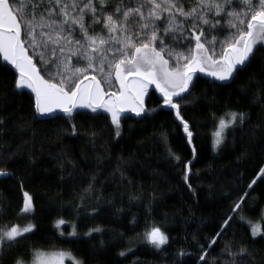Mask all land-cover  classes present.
<instances>
[{
	"label": "trees",
	"instance_id": "1",
	"mask_svg": "<svg viewBox=\"0 0 264 264\" xmlns=\"http://www.w3.org/2000/svg\"><path fill=\"white\" fill-rule=\"evenodd\" d=\"M254 56L226 83L196 77L188 102L181 104L195 155L174 111L162 107L155 91L146 101L147 113L121 119L116 137L104 113L39 118L34 97L14 89V70L0 58V169L9 173L0 176V225L22 222L26 191L36 227L22 244L37 250L66 252L84 264H229L233 258L223 251L229 242L245 244L252 264H264V239L252 237L248 223L264 209V177L248 187L264 168V50H254ZM228 112L247 117L217 149L213 116ZM60 219L65 223L57 228ZM152 226L169 237L159 249L143 238ZM96 228L100 231L87 235ZM73 230L76 236L69 235ZM200 245L208 252L203 261Z\"/></svg>",
	"mask_w": 264,
	"mask_h": 264
},
{
	"label": "snow or ice",
	"instance_id": "2",
	"mask_svg": "<svg viewBox=\"0 0 264 264\" xmlns=\"http://www.w3.org/2000/svg\"><path fill=\"white\" fill-rule=\"evenodd\" d=\"M254 50H264V0H0V58L9 71L14 69V89L31 90L33 110L40 115L57 109L69 116L76 108L102 109L111 114L116 137L121 135L124 112L146 114L145 97L154 87L163 106L174 110L191 144L193 131L181 115V104L188 102L190 89H195L196 74L206 72L217 81L234 80V73L255 58ZM246 117L243 112L214 115V147L219 149ZM72 130L75 134V125ZM169 153L180 160L171 149ZM190 165L191 161L185 165L189 172ZM8 175L0 169V176ZM260 177H264V168ZM255 183L253 179L248 187ZM243 196L234 205V214ZM23 197L21 214L32 213V196L25 191ZM232 219L230 215L224 221L221 232ZM239 219L245 218L241 215ZM64 223L60 219L56 227ZM35 227L32 223L0 226V264L7 257H12L10 264H63L70 254L47 253L22 244L28 239L25 234ZM92 231L100 229L87 235ZM69 235L77 233L73 230ZM251 236L264 239V232L252 225ZM143 238L157 249L169 240L157 226ZM216 242L212 238L208 247ZM200 248L199 260L203 261L208 252L203 245ZM127 251L119 255L126 256ZM223 251L233 258L229 264H252L253 254L243 243L225 242ZM70 258L74 264H84Z\"/></svg>",
	"mask_w": 264,
	"mask_h": 264
},
{
	"label": "water",
	"instance_id": "3",
	"mask_svg": "<svg viewBox=\"0 0 264 264\" xmlns=\"http://www.w3.org/2000/svg\"><path fill=\"white\" fill-rule=\"evenodd\" d=\"M3 63H4V62H3ZM9 67H10V66H9ZM242 68H243V66H242ZM13 70H14V69H13ZM17 75H18V74H17ZM198 75L203 76V77H206V78H209V79H212V80H215L213 77L208 76V75H205V74L200 73V72H198V73L196 74V77H197ZM234 75H235V73H234ZM196 77H194V81H195ZM216 81H217V80H216ZM228 81H230V80H228ZM228 81H218V82L226 83V82H228ZM19 91H27V92H29V93L34 97V93H31V90H19ZM152 91H155V92L159 95V97L161 98V100H162V97L160 96L159 91H158V90H155L154 87H153V88H150V89H149V92H148V96L145 97V107H146V101H147V99H148V97H149V95H150V93H151ZM162 107H163V108H166V109H169V108H167V107H164L163 104H162ZM146 110H147V108H146ZM170 110H171V109H170ZM81 111L91 112V113H93V114H96V113H104V114L108 115V116L111 118V115H110L108 112H105V111L92 112L90 109H81V108H76V109L73 111L72 114L77 113V112H81ZM173 111H174V110H173ZM146 113H147V111H146ZM72 114H71V115H72ZM37 115H38L39 118L45 119V118H52V117H55V116H58V115H69V114L64 113V112L61 111L60 109H57V110H55L54 112H52V113H50V114L40 115L39 113H37ZM126 116H133V117H136V118H140V117H141V116H136V114H135L134 112H124V113L122 114V116H121V119H123V118L126 117ZM142 117H143V116H142ZM178 121H179V120H178ZM179 123H180V121H179ZM184 134H185V136L187 137V134H186V133H184ZM190 145H191V148H193L192 142H191ZM194 155H195V153H194Z\"/></svg>",
	"mask_w": 264,
	"mask_h": 264
},
{
	"label": "rangeland",
	"instance_id": "4",
	"mask_svg": "<svg viewBox=\"0 0 264 264\" xmlns=\"http://www.w3.org/2000/svg\"><path fill=\"white\" fill-rule=\"evenodd\" d=\"M200 73H203V74H205V75H207V73L206 72H200ZM209 76V75H208ZM111 90H113V91H115L116 90V88L114 87V89H111ZM107 91V90H106ZM81 109H88V108H81ZM91 110V109H90ZM98 111H104V110H102V109H100V110H98ZM106 112V111H105ZM110 114V113H109ZM111 115V114H110ZM259 176V175H258ZM257 176V177H258ZM257 177H256V179L255 180H258V179H260V178H258L257 179ZM30 195V194H29ZM21 219H22V222L21 223H18V224H15V225H20L21 227H23V226H26L27 224H29V223H32V224H34V222L32 221V213H29V214H21ZM250 225V227L252 226V225H259V227H260V229H261V231L262 232H264V209H263V212H262V214H261V216H260V218L257 220V221H251V223L249 224ZM1 226V225H0ZM28 234V233H27ZM26 235V234H25ZM256 237H260V236H256ZM146 240V239H145ZM148 243V242H147ZM150 244V243H149ZM39 251H43V252H47V253H55V252H62V251H45V250H41V249H38ZM66 253V252H65ZM69 254V253H68ZM70 257H74L73 255H71L70 254V256L69 255H66L65 256V258H64V261H63V264H74V261H73V259L72 258H70ZM76 260H81V259H79V258H76V257H74Z\"/></svg>",
	"mask_w": 264,
	"mask_h": 264
},
{
	"label": "bare ground",
	"instance_id": "5",
	"mask_svg": "<svg viewBox=\"0 0 264 264\" xmlns=\"http://www.w3.org/2000/svg\"><path fill=\"white\" fill-rule=\"evenodd\" d=\"M259 226V225H258Z\"/></svg>",
	"mask_w": 264,
	"mask_h": 264
}]
</instances>
